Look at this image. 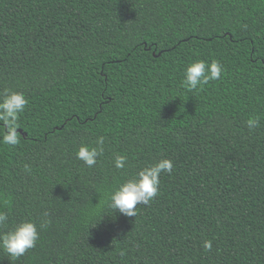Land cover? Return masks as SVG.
<instances>
[{"label":"trees","instance_id":"obj_1","mask_svg":"<svg viewBox=\"0 0 264 264\" xmlns=\"http://www.w3.org/2000/svg\"><path fill=\"white\" fill-rule=\"evenodd\" d=\"M196 60L224 72L189 91ZM5 89L28 103L0 144V210L40 231L14 264H264V0H0ZM101 136L88 168L75 153ZM163 158L150 204L113 213L108 194Z\"/></svg>","mask_w":264,"mask_h":264},{"label":"clouds","instance_id":"obj_2","mask_svg":"<svg viewBox=\"0 0 264 264\" xmlns=\"http://www.w3.org/2000/svg\"><path fill=\"white\" fill-rule=\"evenodd\" d=\"M224 72L223 65L218 60L208 62L196 60L189 63L183 72L181 84L189 91H198L211 81L219 80ZM28 100L23 92L5 89L0 93V144L16 146L20 143L19 119L25 110ZM256 118H249L246 126L249 131L258 127ZM104 137H98L95 146L81 144L75 153L77 160L88 168H93L104 153ZM114 168L125 169L127 157L116 155ZM174 168L172 160L163 158L140 169L133 177L126 179L114 188L107 197L108 207L125 217H136L137 206H147L158 195L160 176L162 173L171 175ZM28 170V166L25 165ZM47 216V213L44 214ZM9 214L0 210V251L6 254L12 264L24 256L30 249L36 247L40 231L35 222L22 219L8 228ZM49 221H41L39 228L47 227ZM211 242L205 241L204 248L211 250Z\"/></svg>","mask_w":264,"mask_h":264}]
</instances>
